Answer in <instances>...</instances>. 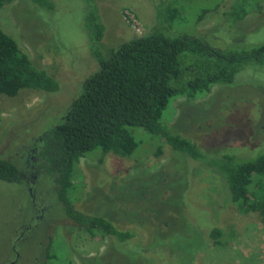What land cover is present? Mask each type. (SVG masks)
I'll return each mask as SVG.
<instances>
[{
    "label": "rangeland",
    "instance_id": "rangeland-1",
    "mask_svg": "<svg viewBox=\"0 0 264 264\" xmlns=\"http://www.w3.org/2000/svg\"><path fill=\"white\" fill-rule=\"evenodd\" d=\"M158 1L94 0L105 27L102 45L116 47L154 30L158 7L152 2ZM187 1L169 35L201 34L218 50L264 45V0H255L259 10L237 22L224 15L231 0H222L216 10L219 0ZM50 2L51 9L29 0H11L0 8L3 32L59 84L51 93L23 89L14 97L0 95V157L16 159L20 167L25 162L19 157L62 118L98 69L85 31V2ZM202 8L210 12L197 22ZM237 76L234 84L213 86L195 99L172 98L161 122L193 141L207 158L232 154L245 159L263 151L264 64L245 65ZM129 129L138 142L130 156L94 149L79 160L72 181L76 209L104 216L133 237L122 245L108 236L92 238L65 215L55 183L42 172L32 187L0 181V264L14 260V247L20 254L16 264H264L259 213L232 203L222 176L202 160L174 152L159 136ZM203 225L204 241L197 231ZM206 227L222 229L221 245L207 237ZM51 240L56 246L46 257ZM132 244L145 247L142 255Z\"/></svg>",
    "mask_w": 264,
    "mask_h": 264
},
{
    "label": "trees",
    "instance_id": "trees-1",
    "mask_svg": "<svg viewBox=\"0 0 264 264\" xmlns=\"http://www.w3.org/2000/svg\"><path fill=\"white\" fill-rule=\"evenodd\" d=\"M9 1L0 0V8ZM29 1L47 9L53 6L50 0ZM83 1L89 8L85 31L98 69L86 78L82 91L71 101L62 118L35 142L43 161L42 172L55 183L54 191L68 217L92 238L108 236L122 245L133 237L131 232L119 230L104 216L88 215L76 209L77 195L72 180L79 160L94 149H100L102 155L130 156L138 147L129 129L134 127L163 138L174 152L202 160L216 170L225 181L231 202L243 212L259 213L264 221V149L245 159L232 154L207 158L193 141L173 131L167 121L166 125L161 122L172 98L195 99L207 94L213 86L234 84L245 65H263L264 45L250 50H218L198 33L196 36L169 35L188 1L159 0L152 2L158 7L154 30L107 49L102 45L105 27L96 4L94 0ZM221 2L218 1L214 10ZM259 8L260 1L231 0L224 15L231 22H237ZM208 12L209 9L202 8L195 17L197 22ZM39 68L14 38L0 28V95L14 97L23 89L57 91V80ZM161 152L159 145L155 154L159 156ZM0 181H22L19 168L3 157H0ZM203 227L198 226L197 231L204 241ZM206 228L207 237L221 245L222 229ZM160 237L161 241L167 239ZM132 245L130 248L142 255L145 247L141 250L140 246ZM55 246L51 240L46 257ZM53 257L54 254L50 259Z\"/></svg>",
    "mask_w": 264,
    "mask_h": 264
},
{
    "label": "flooded vegetation",
    "instance_id": "flooded-vegetation-1",
    "mask_svg": "<svg viewBox=\"0 0 264 264\" xmlns=\"http://www.w3.org/2000/svg\"><path fill=\"white\" fill-rule=\"evenodd\" d=\"M40 140H41V138L39 137L36 141H40ZM38 150H39V146H37L36 143H34V147L32 149H28L24 155L19 157V158H24V162H25L24 164L25 165L23 167H20L19 165H17V163L15 162L16 159L13 160L12 158H7L8 160H11L20 170V176L22 178V181H20L18 184L21 185L22 183L26 182L28 185H30L32 187L36 184L37 179L42 175V169H41L42 158L40 157V151H38ZM42 163H43V161H42ZM30 188H29V191L31 193V192H33V190H31ZM55 188H56V186H55ZM65 215L68 217V215L66 213H65ZM47 217L52 219L53 213H50ZM71 222L74 225H77L72 220H71ZM24 228L26 229V227H24ZM31 229H33V227ZM33 232L37 233V231H35V230ZM29 236H31V233L29 234ZM29 236L26 235V237H29ZM21 237H23V236H20V238ZM20 238H18V240L16 241V243H15L16 245L19 243ZM13 251H14L13 252L14 260L9 261L8 263H5V264H16V261L18 263V259L20 257L19 251L16 250L15 247L13 248Z\"/></svg>",
    "mask_w": 264,
    "mask_h": 264
},
{
    "label": "built area",
    "instance_id": "built-area-1",
    "mask_svg": "<svg viewBox=\"0 0 264 264\" xmlns=\"http://www.w3.org/2000/svg\"><path fill=\"white\" fill-rule=\"evenodd\" d=\"M128 17H129V16H128ZM129 18L131 19V21H132L133 24L136 23V20H135V19H133L132 17H129Z\"/></svg>",
    "mask_w": 264,
    "mask_h": 264
}]
</instances>
